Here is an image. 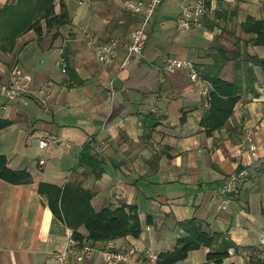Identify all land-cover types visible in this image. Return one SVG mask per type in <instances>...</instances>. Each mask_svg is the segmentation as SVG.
I'll return each mask as SVG.
<instances>
[{"label":"crops","instance_id":"obj_1","mask_svg":"<svg viewBox=\"0 0 264 264\" xmlns=\"http://www.w3.org/2000/svg\"><path fill=\"white\" fill-rule=\"evenodd\" d=\"M8 1L0 0V8ZM124 1L93 0L90 6L69 1L71 23L59 29L58 37L52 35L56 30L41 39L30 31L20 37L15 51L0 50V120L9 121L0 129V154L9 168L27 170L32 176L23 184L0 178V264L55 263L72 229L55 215L38 187L40 182L63 186L69 181L94 192L96 210L135 205L143 226L139 237L95 243L97 250L85 264H106L101 249L109 242L126 253L124 264H157L144 252L173 250L187 233L179 223L193 217L205 231L221 232L234 243L235 254L228 252L219 264H250L252 247L264 237V65L247 60L256 75L252 90L243 91L223 127L207 134L201 120L209 106L198 83L187 69L169 74L162 64L171 56L187 58L201 73L223 49L230 60L222 77H240L241 66L235 63L244 61L233 58L236 50L264 59V46L252 44L251 35L241 28L247 16L264 20V3L204 0L208 13L202 25L178 30L176 20L183 6L196 0H164L148 22L125 9L113 10ZM137 25L146 27L148 41L154 34L155 42L148 46L147 41L143 55L126 66L124 47L113 63L100 64L81 32L88 26L98 41L117 38L125 44ZM61 47L68 61L66 73L57 63ZM15 65L31 73L33 92L51 83L47 108L34 97L26 103L6 98ZM244 127L256 129L254 151L239 148ZM41 140L50 144L41 148ZM89 143L103 145L100 177L79 164V154ZM242 167L249 174L230 206L222 209L218 188ZM82 233L87 235L84 229ZM211 251L192 250L179 264H217L207 259Z\"/></svg>","mask_w":264,"mask_h":264},{"label":"trees","instance_id":"obj_2","mask_svg":"<svg viewBox=\"0 0 264 264\" xmlns=\"http://www.w3.org/2000/svg\"><path fill=\"white\" fill-rule=\"evenodd\" d=\"M206 5L208 7V2ZM70 23L71 17L66 1L9 0L0 8V50L6 53L15 51L20 37L30 31H34L38 39H41L46 33L56 30L57 33L52 35L58 37L59 29ZM241 28L245 34L251 35L252 44L264 46V20L247 16L241 23ZM239 52L236 50L233 58L239 57ZM213 58V63L201 72L202 77L209 80L213 86L210 105L201 120L207 134L226 124L243 91L252 90L256 78L253 67L246 66L245 74L232 80L225 79L221 73L230 57L225 50L219 49ZM246 60L256 65H264V59L257 55L248 54ZM238 65L241 66V62L235 63V67ZM238 69L240 70V67ZM8 125L9 121L0 120V129ZM102 163V158L95 151L93 144H86L79 154V164L88 167L91 173L100 177L103 173ZM0 178L13 184L32 181V176L27 170L9 168L6 157L1 154ZM38 191L48 198L55 215L72 229L75 238L89 240L95 244L127 236L139 237L143 231L135 205L105 206L96 210L92 205L94 192L78 181H69L63 186L40 182ZM179 224L187 232L186 235L178 238L173 250L160 252L157 264H179L188 258L192 250L200 247L213 249L207 254V259L219 264L227 257L229 248L234 245L221 232L205 231L202 222L196 217ZM82 229L87 232L86 236ZM217 244L219 247L215 248ZM250 258V264H264L263 259Z\"/></svg>","mask_w":264,"mask_h":264},{"label":"built area","instance_id":"obj_3","mask_svg":"<svg viewBox=\"0 0 264 264\" xmlns=\"http://www.w3.org/2000/svg\"><path fill=\"white\" fill-rule=\"evenodd\" d=\"M66 2L73 0H63ZM79 6H90L93 0H75ZM264 3V0H260ZM164 0H145L133 1L125 0L124 9L134 15L140 16L142 21L148 22L155 15L157 9L162 5ZM208 13V7L204 0H196L183 6L180 15L176 20L178 30H194L202 25V18ZM81 32L84 35L85 42L88 46L93 47L96 60L100 64L113 63L119 55V49L125 48L123 65H129L131 61L138 56L143 55L146 43L149 39L148 30L144 25H137L131 31L130 40L123 44L117 38H111L107 41H98L94 32L88 27H82ZM57 63L60 65L63 73L68 70V61L65 50L61 47L58 49ZM180 68L188 71L190 78L197 82L207 106L210 105V93L213 88L211 82L204 77L196 67V64L187 58L177 56L168 57L162 64V69L169 73H176ZM33 77L30 72L19 65L12 67L9 80L5 88V95L9 101L26 103L29 98L34 97L39 104L47 108L52 98L51 83L47 82L39 87L36 92L31 89ZM256 129L253 127H244L241 132L239 148L242 152L249 147L252 151L256 149ZM103 143V142H102ZM102 143L94 144L95 151L99 154L102 152ZM50 144L49 140H41L40 147L45 148ZM40 163H44L41 159ZM248 169L245 167L238 168L225 178L218 188L221 199V208L226 209L234 200V196L239 192L243 181L248 176ZM121 196L115 195L116 203H119ZM97 250L95 244L89 240H82L73 236L72 230H68V242L62 250L55 255L54 264H85ZM230 255L235 254V248L228 250ZM101 253L106 264H124L127 259L126 253L113 243H107ZM145 256L151 261H156L158 254L152 250H146ZM251 257L264 260V237L255 244L251 249Z\"/></svg>","mask_w":264,"mask_h":264},{"label":"rangeland","instance_id":"obj_4","mask_svg":"<svg viewBox=\"0 0 264 264\" xmlns=\"http://www.w3.org/2000/svg\"><path fill=\"white\" fill-rule=\"evenodd\" d=\"M99 1H101V0H99ZM99 3H101V2H99ZM104 7H106V6H102V8H104ZM114 7H116V6H113V7H111V8H114ZM121 7V8H120ZM124 5H121V6H117L116 8H114L113 10H115V9H121V10H124ZM59 9V8H58ZM109 11H111V10H109ZM125 11V10H124ZM203 19V18H202ZM201 19V20H202ZM152 20V19H151ZM175 29V28H174ZM175 32H178L176 29H175ZM185 31H183V33H184ZM244 34V33H243ZM181 33L179 34V36L178 37H181ZM150 36V35H149ZM246 36V35H245ZM242 38V37H241ZM230 40H234V39H232V38H230ZM155 42V35L153 34L151 37H150V40L148 41V46H151V45H153V43ZM225 43V45H229V44H227L226 42H224ZM229 46H231L232 47V44H230ZM234 47V46H233ZM248 49H249V51L250 52H253V50H254V48H253V46H249L248 47ZM241 53L242 52H240V61H244V63L242 64V62H241V67H240V71H242V73L243 74H245V70H246V65L248 66V63H246L247 62V60H246V55H245V53H242V56H241ZM233 55V54H232ZM233 64V63H232Z\"/></svg>","mask_w":264,"mask_h":264}]
</instances>
